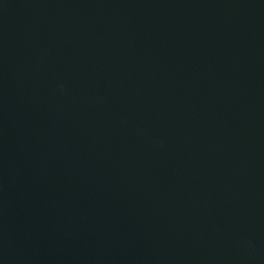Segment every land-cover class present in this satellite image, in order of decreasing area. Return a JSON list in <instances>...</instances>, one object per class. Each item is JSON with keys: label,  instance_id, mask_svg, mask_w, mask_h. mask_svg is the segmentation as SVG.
Listing matches in <instances>:
<instances>
[{"label": "water", "instance_id": "1", "mask_svg": "<svg viewBox=\"0 0 264 264\" xmlns=\"http://www.w3.org/2000/svg\"><path fill=\"white\" fill-rule=\"evenodd\" d=\"M0 264H264V0H0Z\"/></svg>", "mask_w": 264, "mask_h": 264}]
</instances>
